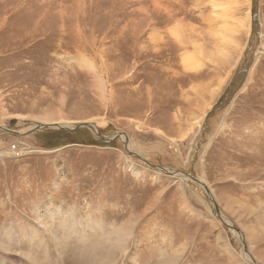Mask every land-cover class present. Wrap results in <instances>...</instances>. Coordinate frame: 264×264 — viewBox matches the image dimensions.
<instances>
[{"label":"rangeland","instance_id":"rangeland-1","mask_svg":"<svg viewBox=\"0 0 264 264\" xmlns=\"http://www.w3.org/2000/svg\"><path fill=\"white\" fill-rule=\"evenodd\" d=\"M48 112L74 127L33 132ZM89 123L120 138L76 128ZM257 144L264 154V0H0V154H11L0 161V228L37 229L35 212L55 202L108 226L138 217L117 264H156L160 248L179 250L177 264H240L228 243L264 264ZM249 167L258 173L243 180ZM231 199L255 213L236 220ZM249 223L254 253L235 234Z\"/></svg>","mask_w":264,"mask_h":264},{"label":"bare ground","instance_id":"bare-ground-1","mask_svg":"<svg viewBox=\"0 0 264 264\" xmlns=\"http://www.w3.org/2000/svg\"><path fill=\"white\" fill-rule=\"evenodd\" d=\"M215 8L216 9L219 8V5H217ZM192 64L193 63L191 61V58L184 59L185 67H190ZM78 65L83 70L87 71L88 73L92 75L97 74L96 66L90 60L86 58H81V60L78 62ZM97 76L98 75H96V77ZM96 82H97V87H96L97 91L99 94H101V96H103L105 92L104 91L105 86L100 76L97 77ZM220 92H221V88L211 93L210 101L207 104L208 108L211 107V104L219 96ZM38 120H40L44 124L41 127L43 126H46L48 128L67 127L69 129H72L74 127V125H72L73 122H71V120L64 118V116H62L61 114L59 115L58 112L46 114L45 116H43L42 118H39ZM86 125H89V127L93 129L92 131L95 133V135L96 134L99 135L98 126L93 125L91 123L86 124ZM125 138L126 137L123 136V139ZM261 148L262 146L257 144L254 150H251V151H255L252 158L254 159L255 157L260 158L262 155H264ZM7 156H11V154L6 155V153L3 151V153L0 154V161H2V159H4ZM262 160L264 159H261V161ZM260 165L263 166V171H264V163H260L258 166ZM130 166L132 168L131 169L132 174L137 176V174L140 172L141 169L129 163V168L125 170H129ZM256 169L250 168L249 170L244 171L242 174L241 173H238V174L244 180V179L251 177L255 173H258ZM173 174L175 175L174 176L175 178H179L181 181H186V179L188 178L186 177V175H183L182 173H179V172H174ZM206 190H208V187L206 188ZM54 205H58V204L55 202L53 203L48 202L47 206L43 208L44 211L46 212V215H43L42 217L39 213H37V211L35 212V215L37 216V221H38L37 225L39 226L37 229L20 228L19 230H11L10 227H7L6 225L7 223H6L5 224L6 226H4L3 228H0V250L7 252V253L17 254L18 256H20L21 259L24 260L26 264H61V262L63 264L66 258H70L69 260H72L71 257L73 256H75L74 264H117V261H118L117 255H116L117 253H125L126 255L128 254L126 245L131 239V237L133 238L134 236V232H135L134 225L138 221V217L131 216L128 221L123 222V224L121 225H117L114 223L113 225L108 226L101 219L92 218L91 217L92 215L91 216H77V214H74V211H77L74 208L66 209L60 205L56 207ZM188 205L186 204L185 206H188ZM49 206L51 207L50 210L47 209V207ZM225 209L226 211H230L232 217L235 218L236 220L242 217V215L247 214V211L254 212V209L250 208L249 205L243 202H238L237 200L235 201V199H231L230 201L228 200ZM47 214H49L50 216H47ZM220 218L221 220H225L226 223L231 224V222L228 219H226L225 216H220ZM14 224H17V223H14ZM10 226L12 227V225ZM254 226H251V224L249 223V225L242 227L244 228L242 231L237 232V233L235 232V234H239L238 237L243 242L248 243V245L250 246L249 247L250 252L252 253H254L253 241L256 238L255 234L257 233L256 230H254L255 229ZM258 226H256V228ZM219 228H221V226ZM260 228H261L260 232L264 231V223L261 222V227H259V229ZM220 242L221 240L219 241V243ZM221 243L223 244V242ZM224 245H225L224 246L225 250L229 254V258L231 261L233 262L239 261L240 264H258L259 263L255 260L256 258L251 253L248 252V254L237 255L234 248L229 243L224 244ZM179 252H180L179 250L172 252L170 250H165V249L160 248L158 250L156 264H177L180 261V257H181ZM129 256L131 257L134 263L137 262L136 256L132 254ZM5 263L6 262L4 259H0V264H5Z\"/></svg>","mask_w":264,"mask_h":264},{"label":"water","instance_id":"water-1","mask_svg":"<svg viewBox=\"0 0 264 264\" xmlns=\"http://www.w3.org/2000/svg\"><path fill=\"white\" fill-rule=\"evenodd\" d=\"M82 127H85V128H89L90 129V127H89V125H80V126H77L76 128H82ZM59 129H66V130H70V129H67V128H64V127H58ZM42 129H51V128H48V127H46V126H43V127H41V126H37V127H35L32 131L33 132H37V131H41ZM90 130H92V129H90ZM98 137H100V139H102L105 143L106 142H108V143H110V142H112V141H114L116 138H120L119 136H116L115 138H114V140L113 139H104L100 134L98 135V134H96ZM195 181L196 182H199L200 183V181H197L196 179H195Z\"/></svg>","mask_w":264,"mask_h":264},{"label":"trees","instance_id":"trees-1","mask_svg":"<svg viewBox=\"0 0 264 264\" xmlns=\"http://www.w3.org/2000/svg\"><path fill=\"white\" fill-rule=\"evenodd\" d=\"M51 138V137H50ZM51 141L49 142V143H51L52 142V140H54V139H50Z\"/></svg>","mask_w":264,"mask_h":264}]
</instances>
